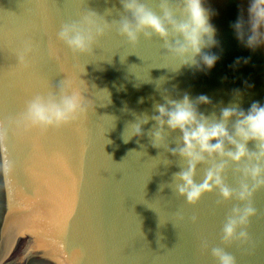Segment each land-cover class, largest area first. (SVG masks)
Wrapping results in <instances>:
<instances>
[{
  "label": "water",
  "instance_id": "water-1",
  "mask_svg": "<svg viewBox=\"0 0 264 264\" xmlns=\"http://www.w3.org/2000/svg\"><path fill=\"white\" fill-rule=\"evenodd\" d=\"M248 6L205 0L219 42L205 51L220 59L199 71L175 70L159 37L132 45L113 29L91 54L74 53L58 38L63 23L87 10L112 9L105 19L119 20V0H0V121L7 132L0 147V264H217L214 247L236 264H264V189L253 197L249 239L225 244L223 225L237 201L218 204L217 189L193 205L169 187L180 159L153 147L147 132L154 122L143 126L144 136L122 140L133 112L151 115L163 95H206L212 103L199 106L206 115L231 102L245 110L264 104V47H244L231 27L241 9L247 20ZM65 81L72 83L68 94L78 88L85 97L86 113L60 126L17 124L33 97H59ZM178 135L168 137V147ZM219 159L198 165L197 183ZM5 161L12 165L7 176ZM228 163L225 179L235 188L242 165Z\"/></svg>",
  "mask_w": 264,
  "mask_h": 264
},
{
  "label": "clouds",
  "instance_id": "clouds-1",
  "mask_svg": "<svg viewBox=\"0 0 264 264\" xmlns=\"http://www.w3.org/2000/svg\"><path fill=\"white\" fill-rule=\"evenodd\" d=\"M119 3L123 9L119 20L105 19L112 14V9H106L105 15L87 10L78 20L63 23L58 38L74 53L91 54L98 38L113 29L132 45L139 43L141 36L147 41L159 37L167 50L165 58L176 63L175 70L182 67L211 70L220 59L216 53L205 51L219 46L217 29L210 22L215 13L205 7V0H156L154 7L145 0H119ZM231 27L244 47L252 51L264 47V0H249L247 20L241 9V15ZM30 50V45H26L25 52ZM20 61L24 62V54L20 55ZM241 62L249 60L237 58L236 64ZM71 87L72 83L65 81L59 85V97L53 93L33 97L17 124L60 126L86 113L85 97L78 88L68 94L67 89ZM162 99L163 103H154L151 115L133 112L135 120L126 125L123 142L144 136L143 126L154 122L147 132L153 147L164 146L180 159V170L173 173L169 187L193 205L217 189L222 197L218 204L237 201L223 225L222 239L225 244L247 241L246 226L256 215L253 197L264 189V104L254 101L245 110L238 102H231L220 107L219 114L213 111L206 115L199 110L200 105L212 103L206 95L193 98L185 93L179 99L168 95ZM139 102L143 103V98ZM124 110L128 111L127 107ZM177 132L176 147H168V137ZM6 137L4 123L0 121V147ZM250 142L255 143V150L249 148ZM216 157L220 158L219 162L205 168L202 180L197 183L198 165ZM229 161L242 165L235 169L238 185L235 188L225 179ZM2 167L7 176L11 162L5 161ZM163 187L160 185L161 191ZM196 219L192 217L193 222ZM211 251L217 264H236L235 257L224 248L214 247Z\"/></svg>",
  "mask_w": 264,
  "mask_h": 264
}]
</instances>
